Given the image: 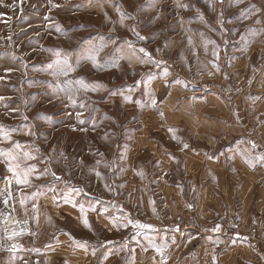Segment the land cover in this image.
I'll return each instance as SVG.
<instances>
[{"label": "rangeland", "instance_id": "rangeland-1", "mask_svg": "<svg viewBox=\"0 0 264 264\" xmlns=\"http://www.w3.org/2000/svg\"><path fill=\"white\" fill-rule=\"evenodd\" d=\"M261 14L264 0H0V182L22 227L6 234L0 190V264H219L227 246L200 249L186 228L199 132L156 116L204 98L226 127L200 134L264 168L263 142L230 126L263 113L216 112L262 110L264 54L248 52Z\"/></svg>", "mask_w": 264, "mask_h": 264}, {"label": "crops", "instance_id": "crops-1", "mask_svg": "<svg viewBox=\"0 0 264 264\" xmlns=\"http://www.w3.org/2000/svg\"><path fill=\"white\" fill-rule=\"evenodd\" d=\"M260 18L264 21V14H261ZM252 39L254 40L255 37L253 36ZM251 51L264 54V28L260 40L258 38L257 43H253L248 50ZM174 98L170 96L168 99L173 102L176 100ZM171 101L169 102L172 103ZM190 103V99L184 97L181 107L172 108L156 117L173 125L174 128L178 124H183L184 129H188L186 133L189 135L191 130L199 132L193 135L195 137L193 141L197 143L190 142L191 144L186 145L185 151L186 205L184 207L188 209L186 212L188 217L192 218L200 229L197 237L193 235L192 239L196 237L200 240V249L208 239L226 245L227 248L223 249L216 258L219 264H264V168L260 167V171L255 167L251 169L249 167L253 164L251 158L245 157L234 144L220 146L219 143L207 141L200 133H216L217 129L222 130L226 125H221L213 118H207L206 113L212 109V106L206 108L204 98L196 99L193 109H189ZM231 105L221 103L216 112L220 113L219 116L233 118L260 112L264 115V98L262 110L259 108L260 105L252 106L253 108L247 110H239L243 108H233L234 104ZM242 123L240 125L236 123L238 126L230 125L234 133L244 134L243 141L247 144L258 140L264 144V120L256 128L249 122ZM203 143L207 145L203 146L205 145ZM204 148H209L211 153H205ZM250 213L257 215L251 217ZM248 218L257 220L253 226L247 228L241 224L245 231H241L240 236L244 239L237 241L235 237L240 233V220L244 221ZM186 228L190 226L186 225ZM188 239L190 240L191 236L186 234V240ZM236 247L238 249H235Z\"/></svg>", "mask_w": 264, "mask_h": 264}, {"label": "bare ground", "instance_id": "bare-ground-1", "mask_svg": "<svg viewBox=\"0 0 264 264\" xmlns=\"http://www.w3.org/2000/svg\"><path fill=\"white\" fill-rule=\"evenodd\" d=\"M0 190L4 193L5 195V206L8 208H11L12 205V199L14 198L11 191V183L9 182V180L5 179L4 181L0 182ZM12 211L11 213H9V217L7 218V221L5 223V231L7 235H11L13 233H18L21 231L22 227L18 221V217L16 215V212L14 210V208H11ZM23 226V225H22ZM23 227H28V224H25V226ZM27 229V228H24Z\"/></svg>", "mask_w": 264, "mask_h": 264}, {"label": "built area", "instance_id": "built-area-1", "mask_svg": "<svg viewBox=\"0 0 264 264\" xmlns=\"http://www.w3.org/2000/svg\"><path fill=\"white\" fill-rule=\"evenodd\" d=\"M8 209H10V208H8ZM184 210H186V212L188 211V209H185V208H184ZM186 215H187V213H186ZM186 224L188 226H190L192 224H195V221L192 218H189V217L186 216Z\"/></svg>", "mask_w": 264, "mask_h": 264}, {"label": "snow or ice", "instance_id": "snow-or-ice-1", "mask_svg": "<svg viewBox=\"0 0 264 264\" xmlns=\"http://www.w3.org/2000/svg\"><path fill=\"white\" fill-rule=\"evenodd\" d=\"M141 51H143V50H141ZM92 60H93V62L95 63V55H93V56H91L90 57ZM9 171H12V169L11 168H9ZM22 203H23V201H22ZM219 227V226H218ZM157 251H161L160 249H157Z\"/></svg>", "mask_w": 264, "mask_h": 264}]
</instances>
